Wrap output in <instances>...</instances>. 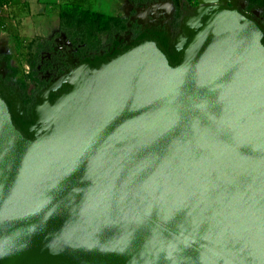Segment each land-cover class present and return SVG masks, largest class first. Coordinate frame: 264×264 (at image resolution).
<instances>
[{
    "label": "water",
    "instance_id": "obj_1",
    "mask_svg": "<svg viewBox=\"0 0 264 264\" xmlns=\"http://www.w3.org/2000/svg\"><path fill=\"white\" fill-rule=\"evenodd\" d=\"M228 1L176 65L69 67L31 138L0 93V264H264V26Z\"/></svg>",
    "mask_w": 264,
    "mask_h": 264
},
{
    "label": "rangeland",
    "instance_id": "obj_2",
    "mask_svg": "<svg viewBox=\"0 0 264 264\" xmlns=\"http://www.w3.org/2000/svg\"><path fill=\"white\" fill-rule=\"evenodd\" d=\"M35 1L36 0H32ZM48 3H44V7L47 8ZM63 2V1H62ZM184 7V15L181 18V25L177 31H175L170 25L171 21H174L177 14V9L174 4L169 1L152 2L148 5H138L134 7L128 0H91L89 2V8L94 11L103 12L108 15H114L124 19H129L144 26L145 21L149 22V26L159 24L160 26H166L170 28L169 34L173 36V44L182 42L190 35L188 25L191 23L194 28H199L201 20L204 18V0H181ZM238 8L255 19L260 24L264 25V0H236ZM218 7L232 8L233 3L228 0H220ZM15 7V8H14ZM13 16L10 17V21L2 22L0 26V57L2 54H12V62L8 65V78L6 84L15 92L22 93L25 89L30 96L33 93L36 95L47 84L45 77L47 71L50 70V65L53 68L60 69L59 66L67 67V55H74L79 53V50H83L86 55H102L106 54L112 45L113 39L107 33H99L94 40L98 41L99 45L93 48L91 45H76L70 44L65 39V35L59 31V14L62 10L57 3H54L52 11L49 13V17L43 18L41 23H37V28H41L45 36H37L41 41L40 50V65L38 71L40 72L41 80L40 86L37 85L29 77L31 69L27 63L28 60V46L30 44L32 36L28 35V29L31 25L32 18L28 16L29 3L26 0H21L18 3L14 2ZM212 8V7H210ZM257 12V14H255ZM143 13V14H142ZM143 15V16H141ZM144 17H147L145 19ZM40 20V19H38ZM180 35L183 37L180 39ZM130 36V35H128ZM128 36L124 35L121 38L126 39L127 43L133 41L132 36L127 40ZM125 37V38H124ZM45 42V43H42ZM72 43V42H71ZM178 45V44H177ZM49 47L52 50H49ZM123 45L121 46V48ZM2 58V57H1ZM55 71V70H54ZM35 97L32 99V101Z\"/></svg>",
    "mask_w": 264,
    "mask_h": 264
},
{
    "label": "trees",
    "instance_id": "obj_3",
    "mask_svg": "<svg viewBox=\"0 0 264 264\" xmlns=\"http://www.w3.org/2000/svg\"><path fill=\"white\" fill-rule=\"evenodd\" d=\"M9 0H2L1 3ZM88 0H70L66 7L61 10L59 15V31L66 35V38L73 46L76 45H91L93 48L99 45L98 41L94 38L99 33H107L113 39L112 45L108 52L102 55H86L83 50L74 54L81 63H90L92 67H98L103 63H106L110 58L117 56L123 51L129 50L133 46H136L146 40H155L160 45L166 55L168 56L170 63L176 65L179 63L181 51L177 52L173 48V36H171L166 26H160L159 24L154 26H142L129 19H124L114 15H108L103 12L93 11L90 8H86ZM134 7L138 5H148L152 2L169 1L175 5L177 14L174 21L170 22L172 28L177 31L181 25V18L184 15V7L181 0H128ZM131 35L133 41L131 44L125 45L120 41L122 36ZM193 33L190 35L192 37ZM125 38V37H124ZM188 39V41L190 40ZM41 41L39 38H33L28 46V60L27 63L31 69L29 73L30 79L40 86V72L37 70L40 65V50L42 49ZM187 41V42H188ZM264 42V40H263ZM45 43V42H42ZM123 49H120L121 46ZM186 46V45H185ZM184 46V47H185ZM51 51L52 48L49 47ZM113 53V54H112ZM68 56V55H67ZM1 57L7 62L8 65L12 62V54H2ZM54 64L50 65V70L54 71ZM68 67V65H67ZM67 67L59 66L58 72H63ZM25 99L31 102L35 97V94L28 95L26 89L22 92ZM16 124V122L14 121Z\"/></svg>",
    "mask_w": 264,
    "mask_h": 264
},
{
    "label": "flooded vegetation",
    "instance_id": "obj_4",
    "mask_svg": "<svg viewBox=\"0 0 264 264\" xmlns=\"http://www.w3.org/2000/svg\"><path fill=\"white\" fill-rule=\"evenodd\" d=\"M205 20V17L201 20V23ZM191 24V23H190ZM188 29L190 30V35L193 33L192 28L188 25ZM190 35L187 36L186 41L190 38ZM126 39H120L122 43L125 45L131 44L127 43L128 41H125ZM185 42H178L176 45L173 44V48L175 51L179 52L184 47ZM124 46L120 49H123ZM113 54V53H112ZM78 59L75 57V55H68L67 62L68 67L63 72H58V70L55 69V71H47V76L45 77V80L47 84L45 87L35 95V99L31 102H28L27 99L23 96L20 92H15L11 90V88L6 84V79L8 78V64L7 62L0 57V93L2 97L6 100L9 107L13 111V120L16 122V126L24 133L25 136L28 138H31L32 132L29 130L34 125V119L32 115V111L35 106L40 104V98L43 96V94L47 91L50 85L54 84L56 79L62 75L69 67L72 65H78L80 64V60L78 63H73L72 61ZM69 89L66 86H63L62 88L58 89L55 92H52L50 94V100L53 101L56 97L59 95L68 92Z\"/></svg>",
    "mask_w": 264,
    "mask_h": 264
},
{
    "label": "crops",
    "instance_id": "obj_5",
    "mask_svg": "<svg viewBox=\"0 0 264 264\" xmlns=\"http://www.w3.org/2000/svg\"><path fill=\"white\" fill-rule=\"evenodd\" d=\"M21 0H10V2H12L11 4V11L7 12V14L1 18V22H8L10 21V17L13 16V7H14V2H19ZM29 3V12H28V16L32 18V23L28 29V35L32 36L33 38L37 37V36H43V38H45L46 35L43 34L42 29L37 28V23H41L43 18L45 17H49V13L52 11L53 7H54V3H57L59 8H61L62 5V10L66 7V5L68 4V2L70 0H57V1H52L50 4H48V7L45 8L44 7V3H48L49 0H36L32 1V0H26ZM63 1V2H62ZM89 2H91V0L87 1L86 4V8H89ZM15 8V7H14ZM92 10V9H91ZM94 11V10H93ZM60 15V14H59ZM40 19V20H38ZM41 21V22H39ZM32 40V38H31Z\"/></svg>",
    "mask_w": 264,
    "mask_h": 264
},
{
    "label": "built area",
    "instance_id": "obj_6",
    "mask_svg": "<svg viewBox=\"0 0 264 264\" xmlns=\"http://www.w3.org/2000/svg\"><path fill=\"white\" fill-rule=\"evenodd\" d=\"M203 1V0H202ZM2 2V0H0V20H1V18L2 17H4L6 14H7V12H9V11H11V4H12V2H10V0L9 1H7V2H3V3H1ZM143 14V13H142ZM255 14H257V12H255ZM258 15V14H257ZM141 16H143V15H141ZM145 19H147V17H144ZM1 22V21H0ZM149 22L148 21H145V23L143 24L145 27H148L149 25ZM263 25V24H262ZM0 26H1V23H0ZM264 26V25H263ZM167 30H168V32H170L171 31V29L170 28H167ZM65 35V34H64ZM65 37V39L67 40V42L69 43V45L71 44L70 43V41L66 38V35L64 36ZM183 37V35H180V39ZM184 44H186L187 43V41H186V39L184 40ZM185 46V45H184Z\"/></svg>",
    "mask_w": 264,
    "mask_h": 264
}]
</instances>
